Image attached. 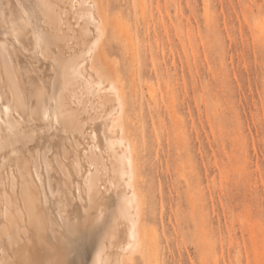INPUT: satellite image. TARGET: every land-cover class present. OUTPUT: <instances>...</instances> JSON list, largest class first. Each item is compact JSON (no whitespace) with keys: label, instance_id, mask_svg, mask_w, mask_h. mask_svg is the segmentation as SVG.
I'll return each instance as SVG.
<instances>
[{"label":"rangeland","instance_id":"1","mask_svg":"<svg viewBox=\"0 0 264 264\" xmlns=\"http://www.w3.org/2000/svg\"><path fill=\"white\" fill-rule=\"evenodd\" d=\"M100 1L151 236L133 264H264V0Z\"/></svg>","mask_w":264,"mask_h":264},{"label":"bare ground","instance_id":"2","mask_svg":"<svg viewBox=\"0 0 264 264\" xmlns=\"http://www.w3.org/2000/svg\"><path fill=\"white\" fill-rule=\"evenodd\" d=\"M100 2L0 0V264L149 251L126 94L95 64Z\"/></svg>","mask_w":264,"mask_h":264}]
</instances>
